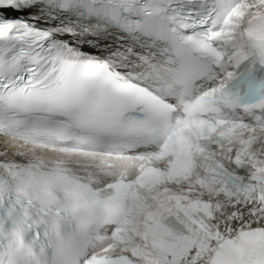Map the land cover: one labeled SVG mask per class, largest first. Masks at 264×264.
I'll return each mask as SVG.
<instances>
[{
  "label": "snow or ice",
  "instance_id": "6c2138e0",
  "mask_svg": "<svg viewBox=\"0 0 264 264\" xmlns=\"http://www.w3.org/2000/svg\"><path fill=\"white\" fill-rule=\"evenodd\" d=\"M0 264H264V0H0Z\"/></svg>",
  "mask_w": 264,
  "mask_h": 264
}]
</instances>
